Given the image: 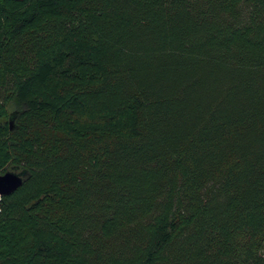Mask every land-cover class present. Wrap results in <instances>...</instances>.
I'll return each mask as SVG.
<instances>
[{"label": "trees", "instance_id": "1", "mask_svg": "<svg viewBox=\"0 0 264 264\" xmlns=\"http://www.w3.org/2000/svg\"><path fill=\"white\" fill-rule=\"evenodd\" d=\"M0 264H264V0H0Z\"/></svg>", "mask_w": 264, "mask_h": 264}, {"label": "water", "instance_id": "2", "mask_svg": "<svg viewBox=\"0 0 264 264\" xmlns=\"http://www.w3.org/2000/svg\"><path fill=\"white\" fill-rule=\"evenodd\" d=\"M21 183L22 181L17 175L8 174L0 177V197L12 193Z\"/></svg>", "mask_w": 264, "mask_h": 264}]
</instances>
